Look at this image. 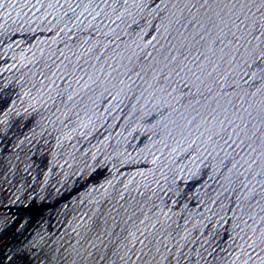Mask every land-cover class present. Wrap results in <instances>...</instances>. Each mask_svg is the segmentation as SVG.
Wrapping results in <instances>:
<instances>
[{
  "label": "water",
  "instance_id": "water-1",
  "mask_svg": "<svg viewBox=\"0 0 264 264\" xmlns=\"http://www.w3.org/2000/svg\"><path fill=\"white\" fill-rule=\"evenodd\" d=\"M0 264H264V0H0Z\"/></svg>",
  "mask_w": 264,
  "mask_h": 264
}]
</instances>
